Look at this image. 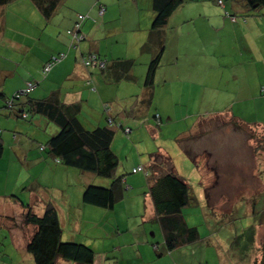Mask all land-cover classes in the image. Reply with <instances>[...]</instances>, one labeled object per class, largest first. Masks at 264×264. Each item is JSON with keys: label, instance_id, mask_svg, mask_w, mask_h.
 <instances>
[{"label": "rangeland", "instance_id": "obj_1", "mask_svg": "<svg viewBox=\"0 0 264 264\" xmlns=\"http://www.w3.org/2000/svg\"><path fill=\"white\" fill-rule=\"evenodd\" d=\"M62 1L59 5L64 7L62 12L71 13L69 2L72 0ZM85 1L90 3V0ZM96 1L98 0H93L90 6L92 7ZM100 1L108 4V0ZM137 1L140 5L139 22L141 20L143 27L151 26L155 13L150 10L149 0ZM223 1L225 8L218 0H184L174 12L165 27L164 52L157 69L160 75L168 73V78L165 79V83L162 82V78L155 80L152 102L147 104L146 114L130 122L135 130L134 134L128 136L121 128L116 131L113 149L119 157L118 173L130 176L139 184L135 181L137 184L135 189L125 191V197L117 202L115 210L90 205L88 207H94L100 212L88 211L83 217H78V220L72 219L68 222L64 241L76 240L93 247L96 252L93 264H264V128H262L264 98L261 97L264 96V87L249 91L247 86L251 87V77L245 71H236L244 70L245 66L248 71H252L251 68L255 70L257 61L244 52L243 46L246 42L254 43L256 39H246L242 30L236 31L234 28L236 24L247 25L250 22V25L254 26L252 24L254 21H261V18H264V7L251 11L243 6L237 8L235 0ZM135 2L136 0L123 2L129 7L128 22H123L126 27L134 25L131 20V9L136 6ZM28 3H32L33 6L26 11L20 9L14 2L1 8L4 11L3 18L0 19V65L7 64L9 69L12 68L14 71L19 69L21 74L25 72L30 74V71H25L20 65V61L24 59L23 55H27L24 60L29 70L42 73L36 65L38 49L40 51L47 49L50 37L60 39L66 36L69 42L68 29L73 25L69 26L60 21L57 22V30L47 28L48 19L33 0H28ZM93 9L96 10L94 7ZM5 13L6 25L2 21L5 20ZM117 15L119 16L120 12ZM39 19H42L43 24H40ZM90 23L89 20L84 23L83 31L88 35V39L79 45L81 50L89 51L92 39H95L94 42L102 41L103 49L106 51L108 47L105 35H95V32L92 34L93 32L88 29ZM53 41L50 40L49 44L53 45ZM68 45L66 51L69 50ZM26 46H31L32 51L26 52ZM137 51L143 58L151 56L146 51ZM75 52L76 49L70 50L68 56L54 66L43 82L48 81L58 70H63ZM120 52L124 54V51ZM174 66L176 69L172 72ZM145 68L147 70L148 66L138 65L137 74L145 71ZM190 71L193 72V77L186 75ZM200 74L208 75L206 84L205 78ZM252 79H256V75ZM17 82L18 77L11 73L7 78L8 97L13 95L14 91L9 90ZM42 89L40 88V91ZM247 96H251L250 99L240 101ZM133 97L134 95L128 97L127 101ZM87 108L89 110L84 109L81 114L83 120L85 115L93 119L89 112L95 115L102 113L101 109L99 113L96 109ZM157 113L162 115L164 123L161 126L156 125L155 131L150 130L149 125L156 123ZM33 116L28 119L16 116L14 119L18 124L14 126V122L8 123L4 132L12 135L16 133L19 135L18 138L25 139L23 141L26 145L36 149L39 143L34 140L37 138L34 135L46 130L37 128L33 133L29 132ZM198 118L209 121H202L200 127L195 130ZM237 119L250 122L253 126L249 128ZM194 130L196 139H190L185 145L195 154L196 161L177 140L179 136ZM156 131L157 137L153 136ZM160 131L162 135H159ZM51 135L50 133L46 136L47 140ZM4 146L7 151L9 147L12 149V143L10 145L6 143ZM160 147L171 157V164L176 173L183 176L191 185L194 200L192 204L183 208V214L187 223L196 226L200 232L198 241L170 252L165 248L160 222L150 217L154 209L149 194L146 196L150 179L144 171L133 172L134 166L147 165L150 154L159 151ZM56 165L59 166V174L55 181L63 183L62 179L65 181L66 177L60 168L66 166L63 163ZM71 169L77 173H84L78 168ZM6 170L4 165L0 169V191L3 194H12L18 189L20 195L25 194L24 187L18 186V171L11 174L7 183ZM38 174L37 169L31 171V177L30 175L25 177L26 183H30ZM93 175L95 179L87 181L90 184L107 186L111 182L109 178ZM69 176V180L72 181L73 174L69 173ZM206 186H210L208 194L205 191ZM6 204L7 202L2 207ZM6 220H2L3 224L5 222L9 225V221ZM4 229L0 230V246L4 248L0 264H35L32 254L26 251L24 253L32 260L20 262L19 254L22 252L20 250L14 252L7 247L11 244L12 236L8 226ZM155 245H158L159 249H155ZM115 246L120 249L116 250ZM149 248L153 252L150 257L147 253ZM15 253V261H12L11 256ZM119 255L120 260L117 259ZM58 264L79 263L61 258Z\"/></svg>", "mask_w": 264, "mask_h": 264}, {"label": "crops", "instance_id": "obj_2", "mask_svg": "<svg viewBox=\"0 0 264 264\" xmlns=\"http://www.w3.org/2000/svg\"><path fill=\"white\" fill-rule=\"evenodd\" d=\"M93 0H90V3ZM118 2L115 3L114 0H108V4L102 3L100 0L96 1L95 4L91 7L90 3L85 0H72V2H69V5L71 6L70 10L71 13L62 12L63 6H59L56 14L52 16L50 19H48V25L47 28L55 29L57 30V22L63 21L67 23V25L72 26V28L68 29L71 30L74 28L75 24L78 21V15L79 14H88L90 17L85 19L82 23L81 32L85 36V38L78 43L76 47H74L72 42V37L70 36V41L68 42V38L66 36L60 38V39H54V37H50L48 40L47 49L44 51H40L38 49V52L36 53L35 59H36V65L41 70L43 69L44 65L51 61L54 57L60 56L61 54H64L65 56L58 62H56L55 65L62 62L67 56L68 52L72 49H76V52L73 54V56L70 58L69 62L65 65L63 70H58L56 73L51 75L50 79L48 81H44L48 78L49 73L52 72V69L46 74L42 75L41 72H33L29 70L28 64L25 63L26 56L23 55V61H20V65H22L25 68V71H30V74L25 72L24 74L20 73L19 69L17 71H14V69L7 67V64L0 65V129H2L1 135L3 137L4 145L7 143V145H10L12 143V149L10 147L7 150H4L3 155L0 158V169H2L3 165L6 167L7 172V183L10 180V176L14 171H18V186H23L24 190L26 191L25 194L18 192V189H15V192L12 194H3L0 191V230L6 228L7 226L10 229V235L12 236L11 244H9L7 247H10L14 252L17 250H20L22 253L19 254L20 262H23L25 260L31 261L32 259L29 257V255H26L24 253L27 251L26 246L27 242L31 238L33 232L35 231V226L32 224H26L24 222V206L23 203H30L32 204L35 212L38 214H42L45 210L47 203H52L55 205L59 212L60 220L63 226V237L65 235V230L68 225V222L72 219H77L78 217H83L85 212H100L94 207H88L90 204H87L83 201V192L84 189L91 181V179H95L94 173L83 171L84 173H77L76 171L72 170L70 166L65 165V168H60V170H63L66 180L64 181L62 178L63 183H59L56 180V176L59 174V166H57V162L51 156L47 153L46 150H41L40 146L42 144H45L47 141L48 135L55 133L57 131L56 127L53 122L49 121L46 117L43 115H34L32 117V123L29 125H32V127L29 129L30 133H33L37 128L39 130L45 129L46 132H43L42 130L39 133H36L35 136H37L36 142L39 143L36 149H33L32 146L26 145V143L23 141L25 140L23 137H19V135H16V133L7 134L5 131V127L8 125V123L12 124V122L18 124V122L14 119L17 118L15 113L10 111L8 108L5 107V99L7 96V78L11 73L14 75V77H18V81L14 87L9 90L10 92L16 93L17 91L25 88L27 81H35L37 83V86L33 89V91L30 93V95L33 98H44L48 96L52 91L58 90L60 92L61 98L68 103L73 102H79L81 104V114L83 113L84 109L87 111L89 110L87 107H90L92 109H96L99 111L100 115L94 114L93 112H89L92 114L93 119L87 115H85V120L81 118L84 125L87 128H95L99 125H106L108 124L107 115L105 113V105L109 104L111 107L110 110L112 112V115L116 120L120 118V120L123 122L124 126H127L130 128V132H127L125 128H121L128 136H131L134 134V128L131 127L130 122L136 120L135 115L133 113L127 112V110L133 111L134 108H132L133 101L135 100V97H140V99L145 96V94L148 92L146 91L144 87V81L146 77L147 70L145 68V71L141 72L139 75L137 74V67L138 65L142 66H148V63L151 60L152 55L150 58L144 57L143 55L139 54L137 50L141 51V47L144 44L145 40L148 38L149 30L151 26H142L141 20L139 22L138 14L140 12L138 11L140 9L139 1L136 0L134 3L136 6L132 7L131 12V20L134 22L133 26L126 27V25L123 23L124 21L128 22V14L129 7H127V4L123 0H117ZM14 3L18 4L17 6L22 10H28L33 5L32 3H28V0L22 1V0H15ZM63 2V1H62ZM61 2V4H62ZM85 2V4H83ZM102 3L106 6V11L103 15L99 14L98 4ZM239 5V6H238ZM222 7H226V5H221ZM237 8L243 6L245 8V5L242 4H236ZM89 7H91L89 9ZM96 8V10L93 9ZM149 7L150 10H153V0H149ZM2 8V7H1ZM0 8V19L3 18V11L4 9ZM69 8V7H67ZM154 11V10H153ZM8 12V11H7ZM6 12V13H7ZM34 12V10H33ZM32 12V14H33ZM120 12V15L118 16L117 13ZM5 13V20L3 21V24H7V16ZM264 13V12H263ZM153 15V14H152ZM174 13L172 14V16ZM228 15V13H227ZM264 16V14H263ZM40 20V24H43L42 19ZM89 20L91 23L88 27L89 31H92L95 35L100 34L104 36L107 42L108 49L104 51L102 41L94 42L95 39H92V47H89V51L86 50V52H83L80 48V44L88 39V35L83 31L84 23ZM236 22V21H234ZM138 23V24H137ZM140 23V24H139ZM56 24V25H54ZM250 23L246 25L245 24H236L234 27L237 30H242V34L244 37L249 39H256L254 43L252 42H246L243 46L244 52L247 55H250L256 59V68L252 71H248L247 67H244L243 69L236 70L237 72H246L248 76L251 77L250 86H247L249 88V91L253 92L255 89H258L259 87H264V18H261V21H254L252 24L254 26H251ZM235 33V32H234ZM145 35V37H144ZM92 38V37H91ZM102 38V39H104ZM137 38L139 39L137 41ZM50 40H54V44H49ZM57 40V41H56ZM70 43V44H69ZM117 43V44H115ZM137 43V44H136ZM69 44V45H68ZM67 45L69 50L66 51ZM22 47V43H20V47ZM31 46H26V52H31L32 48ZM97 50V51H96ZM88 51V52H87ZM99 51V52H98ZM120 51H124V54H122ZM243 51V50H242ZM95 52L100 54L102 57L107 58L110 62V67L106 70H102L100 67H88L84 64V58L89 53ZM151 54V53H150ZM117 59H121L120 62H118ZM127 59H135V64L132 68L129 69V73L136 77V80H130L127 77V74L124 72L126 66V60ZM116 61V62H115ZM13 64L14 61H13ZM19 65V64H18ZM176 68L178 67V63L175 65ZM175 66L172 72L175 71ZM187 76L193 77V72L190 71L189 73H186ZM185 73H183V77L186 76ZM256 75V79L254 76ZM201 77L205 78L204 84H206L208 80V75L200 74ZM33 77V78H30ZM162 82L165 81V79L168 78V73L166 75H160L158 72L156 73L155 80L161 79ZM52 82V83H51ZM165 83V82H164ZM40 84L41 87H38ZM40 88H43L40 91ZM126 88V90H125ZM130 89L133 92H130ZM264 89V88H263ZM126 91L125 93L123 92ZM139 91V92H136ZM121 91L123 93H121ZM135 91V92H134ZM13 93V95H14ZM12 95V96H13ZM134 95L133 99L130 101H127V98ZM251 96H247L244 98H241L240 101L245 102L246 100L250 99ZM264 98V96H261ZM140 112L139 115L144 116L145 114V108H140L138 111ZM126 114V115H125ZM119 115V116H118ZM162 118V124L164 123V119L162 115H160ZM95 118V119H94ZM156 119V118H155ZM157 120V119H156ZM204 120L209 119H200L198 118L195 122L196 126L201 123ZM238 122H241L245 126H248L251 128L253 126L250 122L241 121L237 119ZM156 123L153 122V125H149L150 130H156ZM161 124V125H162ZM18 126V125H17ZM22 126L25 127L24 124ZM196 126L194 128H196ZM24 127H21V129H25ZM58 127V126H57ZM262 127V126H260ZM28 128V127H27ZM264 128V126L262 127ZM50 131V132H48ZM162 135V131H160V134ZM153 136H158V132L156 131L153 133ZM33 140V141H34ZM18 141V142H16ZM114 143V141H113ZM159 151H163L162 153H165L164 149L162 147L159 148ZM8 165V166H7ZM141 165V164H140ZM149 165V161L148 164ZM136 166L133 167V169ZM34 169H37L39 172L38 175H36L33 180H31L30 183H26L25 177L26 175H30L31 177V171ZM30 173V174H29ZM70 174H73L74 178L73 180H69ZM24 176V179H23ZM83 178V180L81 179ZM86 178V180H85ZM127 187L126 189L133 190L136 187L135 181L129 176H126L125 178ZM77 183L79 186H77ZM139 184V183H138ZM10 185V184H9ZM74 188H72V187ZM72 188V189H71ZM18 194L19 196H17ZM148 194H146L147 196ZM125 197V195H124ZM123 197V198H124ZM152 200V199H151ZM7 202L6 206L2 207ZM93 206V205H91ZM152 206L154 207V204L152 202ZM116 207V206H115ZM115 207L113 210H115ZM16 208V209H14ZM107 214V213H106ZM110 212L108 211L107 216H109ZM145 216V214H143ZM151 219H156V212L155 208L150 213ZM7 219V220H6ZM2 220L9 221V225L6 224ZM157 220V219H156ZM158 221V220H157ZM115 226V225H114ZM5 230V229H4ZM77 231V229H76ZM4 241V240H3ZM3 244V243H2ZM105 246V245H104ZM6 247V250H7ZM116 250H119L120 248L118 246H115ZM4 251V248L0 246V260L1 257L3 258V255L1 252ZM4 253V252H3ZM30 253V252H29ZM118 253V252H116ZM115 253V254H116ZM148 256L150 257V254H152V250L149 248L147 249ZM8 253H5L7 255ZM13 254V252H12ZM31 254V253H30ZM108 257V254H106ZM141 255V253H140ZM15 255L11 256V260L15 261ZM33 256V255H32ZM152 256V255H151ZM143 258V257H142ZM117 259H121L120 255ZM34 263H36L34 257H33ZM120 262V261H119Z\"/></svg>", "mask_w": 264, "mask_h": 264}, {"label": "trees", "instance_id": "obj_3", "mask_svg": "<svg viewBox=\"0 0 264 264\" xmlns=\"http://www.w3.org/2000/svg\"><path fill=\"white\" fill-rule=\"evenodd\" d=\"M13 1L15 0H0V8ZM235 1L236 4L243 3L245 8L251 11L264 7V0ZM33 2L41 13L50 19L62 0H33ZM183 2L184 0H153L154 19L148 38L141 47L142 51L152 55L144 81V87L148 92L142 99L135 98L132 105L133 111L127 110L135 117L142 116L138 112L140 108H145L146 111L147 104L152 102L156 73L164 52L165 27L172 14ZM218 3L220 4V0ZM222 3L225 4L223 0ZM89 54H96L99 58L106 59L105 66L101 68L103 71L110 67L107 58L95 52ZM117 60L121 61V59ZM126 61L128 66L124 70L127 74L125 78L136 80V77L129 73V69L135 64V59ZM30 93H17L15 96L6 97L5 107L17 117L28 119L31 115L39 114L57 125L59 129L49 137L46 144L40 146L41 150H46L57 163L109 178L111 182L107 186L88 184L83 192V201L93 206L113 209L127 190L125 174L118 173L119 157L113 149V141L116 131L127 126H124L120 118L116 120L111 110L106 111L105 109L108 124L92 129L87 128L80 118L81 104L79 102H65L58 90L52 91L44 98H33ZM23 113H27V116L23 117ZM232 116L235 118L234 115ZM110 118L113 119L112 123L109 122ZM155 118L157 119L156 125L161 126L160 114L157 113ZM199 127L200 123L196 128ZM195 130L179 136L177 140L196 161L195 154L191 153L185 145L190 139H196ZM1 132L0 158L5 150ZM141 165L149 172L148 175L144 172L150 179L149 190L146 194H149L154 204L156 219L160 222L164 233L165 248L170 252L180 246L198 241L200 239L199 229L196 226H190L183 214V208L192 204L194 200L191 185L183 176L176 173L171 164V157L160 151L153 152L150 154L149 165ZM209 187H205L206 194H208ZM23 206L25 209L24 222L35 226V231L27 242L26 249L33 255L37 264H58L61 258L79 264L94 263L96 252L93 247L76 240L64 241L63 226L54 204L47 203L42 214L35 212L30 203H23ZM253 230L254 236L256 228ZM155 249H159V246L155 245Z\"/></svg>", "mask_w": 264, "mask_h": 264}, {"label": "built area", "instance_id": "obj_4", "mask_svg": "<svg viewBox=\"0 0 264 264\" xmlns=\"http://www.w3.org/2000/svg\"><path fill=\"white\" fill-rule=\"evenodd\" d=\"M220 4L223 5L222 0H220ZM98 9H99V14L103 15L106 11V6L102 3L98 4ZM90 16L88 14H79L78 15V21L75 24L74 28L69 30L68 33L71 35L72 37V42L74 47H76L78 45V43L80 41H82L85 36L83 35V33L81 32V27H82V23L85 19L89 18ZM235 20V18H233ZM65 55L61 54L60 56H56L54 57L51 61L47 62L43 69H42V73L43 75H46L53 67V65L60 61ZM106 63V59L103 58H99L96 54H88L87 56H85L84 58V64L88 67H100L102 68L103 66H105ZM37 86V83L35 81H27L25 88L17 91L16 93H14L13 96H15V94L19 93V94H28L31 91H33V89ZM11 104V103H10ZM105 109L106 111H110V106L108 104L105 105ZM27 113H23V117H26ZM157 117H159V115H157ZM109 122L112 123L113 119L110 118ZM125 130L127 132H130V128L125 127ZM1 132V129H0ZM140 170H144V172L148 175L149 172L144 168V166L140 165L138 167H136L134 169V172L140 171Z\"/></svg>", "mask_w": 264, "mask_h": 264}]
</instances>
